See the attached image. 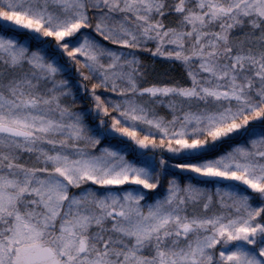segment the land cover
<instances>
[{
    "label": "snow or ice",
    "instance_id": "obj_1",
    "mask_svg": "<svg viewBox=\"0 0 264 264\" xmlns=\"http://www.w3.org/2000/svg\"><path fill=\"white\" fill-rule=\"evenodd\" d=\"M0 264H264V0H0Z\"/></svg>",
    "mask_w": 264,
    "mask_h": 264
}]
</instances>
